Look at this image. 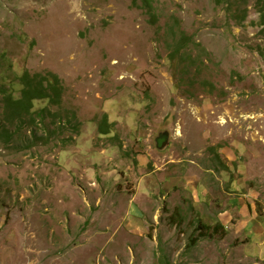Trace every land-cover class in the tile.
I'll return each instance as SVG.
<instances>
[{
	"label": "rangeland",
	"instance_id": "rangeland-1",
	"mask_svg": "<svg viewBox=\"0 0 264 264\" xmlns=\"http://www.w3.org/2000/svg\"><path fill=\"white\" fill-rule=\"evenodd\" d=\"M151 3L0 0V264H264V7Z\"/></svg>",
	"mask_w": 264,
	"mask_h": 264
},
{
	"label": "trees",
	"instance_id": "trees-1",
	"mask_svg": "<svg viewBox=\"0 0 264 264\" xmlns=\"http://www.w3.org/2000/svg\"><path fill=\"white\" fill-rule=\"evenodd\" d=\"M143 2L149 13L152 15L154 9L151 0H143ZM257 4L264 7V0H257ZM259 12L261 17L263 18L264 24V8H259ZM188 43L189 37H187V35L180 36L174 43L175 48L172 51L173 55L176 56L181 54L185 50ZM20 83L23 86L21 89V96L16 98L13 94H10L6 100V106L12 109V112L9 116L15 119L21 117L24 113L31 112L34 100L49 99L51 102L57 104L62 93V88L59 86V81L56 75H54L52 78H47L45 75H41L40 73L29 75V73L26 72L23 76H21ZM7 136L11 137V133L7 132ZM216 153L219 154L218 151ZM221 162L225 169L230 170L229 167L226 166L225 161L222 160ZM258 216L260 218L264 217V215L260 213V211ZM199 223V227H204L201 222ZM207 228L209 230L211 229L213 231L211 233L214 234L215 232H217V230H221L224 234H226L227 232L226 227L221 222L216 223L215 226H207ZM192 241H194V244H196V242L198 241V237H192Z\"/></svg>",
	"mask_w": 264,
	"mask_h": 264
},
{
	"label": "water",
	"instance_id": "water-1",
	"mask_svg": "<svg viewBox=\"0 0 264 264\" xmlns=\"http://www.w3.org/2000/svg\"><path fill=\"white\" fill-rule=\"evenodd\" d=\"M170 137H171V134L169 130L160 132L155 137V141H157L159 149H166L169 146Z\"/></svg>",
	"mask_w": 264,
	"mask_h": 264
},
{
	"label": "crops",
	"instance_id": "crops-1",
	"mask_svg": "<svg viewBox=\"0 0 264 264\" xmlns=\"http://www.w3.org/2000/svg\"><path fill=\"white\" fill-rule=\"evenodd\" d=\"M255 220V219H254ZM225 227H227L225 224H223ZM254 234V230H251V232L249 234H247L246 236V240H251L252 239V236Z\"/></svg>",
	"mask_w": 264,
	"mask_h": 264
}]
</instances>
